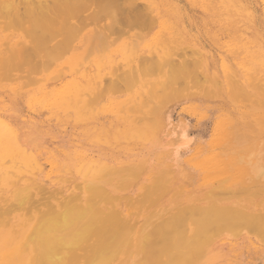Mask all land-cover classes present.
<instances>
[{"label": "rangeland", "instance_id": "obj_1", "mask_svg": "<svg viewBox=\"0 0 264 264\" xmlns=\"http://www.w3.org/2000/svg\"><path fill=\"white\" fill-rule=\"evenodd\" d=\"M15 1L16 0H13V2ZM18 1L19 0H17V2ZM20 1L18 3H20ZM22 1L24 3L27 0H22ZM34 1H39V0H34ZM34 1L31 3H34ZM93 1L95 2V5ZM100 1L101 0L99 1L98 0H85V2L83 1L85 7L83 8V10H81V13L76 12L77 15L75 13L72 14L71 16L72 18L69 19L70 21L66 20L67 24L70 22L71 24L74 23L77 25L76 26L74 24L72 25L69 24L70 28L68 27L71 32L74 30V32L72 33L69 32V34H72L70 40H71V45H73V47L69 52L67 53L65 52L66 54L63 55L64 57L62 56L63 57L62 59L57 60V61L54 60L55 61L54 63L52 62V59L50 60V58L52 57L49 56L48 54L52 53V48L56 45V42L57 44L61 43L64 41L62 40V38L63 39L67 38V37L66 38L62 37L63 36L62 32H61L62 35L59 34L60 32L58 33V31H57L58 34L55 33L56 35L59 36L58 38L55 34L54 36L52 35L53 36L52 38H50V35H49V39H47L46 37L47 33L44 32L46 33L45 34L46 40L44 41V43L46 44L47 40L49 42L47 41L46 45L43 44V47L45 49L47 48H50V49L49 50L47 49L48 54L46 55L44 54V52L46 53V50L43 48V50L45 51L43 53L40 52L41 54L40 53L39 54L42 56H39L37 49H35L36 46L32 48V46L35 45L33 43L34 40H32L33 38L31 37L30 34H28L27 30H26L27 35L25 32H23L24 31L23 28L27 29L30 26V23H27L28 19L24 15L25 14L24 12L22 13L23 15L21 13L19 14V15H22V17H24V18L21 17V21L23 24L25 23L24 19L25 20L27 19L26 23L23 26L21 25L18 27V28L22 27V30H19V29L17 30L16 28L17 26L15 27L13 26V28L11 27V28H8V30H4V31H2L3 29L0 30V50H1L0 51V175L5 176V170L7 171V169L12 170L14 172L17 170V172H22L21 178L24 177L23 175H30L32 176L31 178H35L36 181L40 183V186L46 187L47 189L46 188L44 189H46V191L48 190L49 192V191L57 190V188L64 189L66 187L69 188L70 186H74L75 184L82 182L83 175L81 174V172L83 173L89 172V171L98 172L101 167H102L101 170L104 167H106L105 164L110 166V168L116 167V168H119L120 170H123L125 168L127 169V167L129 169V167L132 168L135 166L134 169L130 168L131 169V170L129 169L130 171L128 170L123 173V175L126 174L125 177L124 176L118 177L119 175L110 176L111 179L113 178L112 184H107L104 186L105 188L108 189V192L110 193L109 196L110 197L118 196L119 199L121 198L120 208H123L124 210L129 209L130 212H133V214H135V212L137 211L136 210L137 208H139L138 210H141V209L145 210L148 208L147 210H145V213H144L146 216H148V213L151 212L153 209L158 211L160 210V208H169L171 206L175 208L174 210L173 209L170 210V213L171 212L174 213V214L172 213L173 215L172 214L168 215V212H167V214L166 215L164 214L165 216H162V218L161 217L160 218L158 217V219L156 218V221L162 224L164 223L163 220H165L166 218H169L168 216L174 217L176 215L175 218L183 219V220L174 219L176 220L174 221V223L176 222V225H173L174 224L172 222L173 219L172 220L169 219V221L171 220L170 221L171 224L173 223L172 226H174L175 228L174 230H177L175 231V233L174 231L170 230L173 228L172 226L170 227V223L168 222L169 223L168 224L167 219H166L165 220L166 224H163L161 228L164 227L163 230H165V225H166V229L167 228H170V229H167L164 232L168 233V230L170 232L167 235L165 233L164 235L165 237L163 236L164 232H162L163 234L160 233L161 232L160 230L162 229L159 230V227H156L157 229L153 228L152 230L154 232L160 231V232L155 233V236L159 234L160 237L161 236L163 237V238H159V240H155L156 238H158L159 235L155 237L153 235L154 233H152L153 231L152 230L149 231L150 236H153L155 238L152 237L148 241V242H152L151 247H149L150 243L148 245L149 251L151 250L152 253L150 252L149 254L145 255L146 257L144 261L146 262V264H156V262L158 264L160 258H161L160 264H164L165 262L164 263L162 262L165 260L167 264H170V263L171 264L172 263L186 264L187 263L186 261L191 260V259L192 261H189L190 263L192 262L191 264H199V263L200 264H239L241 263V261L254 262L255 259H258L264 253V241H263L264 237L262 236L264 232V227L262 229L263 232L261 231L262 235L259 233V236L261 237L260 238L257 234L258 232L255 233L256 231L255 227L254 229H250L252 228V226L249 227V225L247 224L246 227L247 226L248 227L246 230L245 228L242 227L243 225L245 227V224H243L244 222L242 223L243 225L242 224L239 225V223H241L242 220L243 221L245 220V219L240 220L241 217L239 216L240 217L238 219L239 222L235 223V225L238 224L239 226L241 225L242 226L239 227L240 229H238L237 225L235 226L233 224L234 225L233 228L235 227L237 228L236 232H235V229L233 230L231 228L228 229L229 228L228 227L227 229L230 230L229 232L231 231L233 232V233L231 232L230 233L231 235H230L229 232H227L228 230L224 232L226 228H224V231H219L216 228V226L213 225V222H215L214 220L215 218H213L212 216H214L216 212H212L213 210L212 211L207 210L209 214L206 213V216H204L205 214L202 213L200 217L202 218L201 220L203 221L205 220L203 219L204 217L209 216V219L208 220L206 219L207 221L210 220L208 222V225H206L207 221L206 223L203 222L204 223L203 225L205 226L201 225L204 228L203 229L201 226L198 227L199 225L195 223V222L199 223L201 220L199 218L194 220V218H197L196 214L200 216L201 212L199 213L197 211L200 208L197 207L195 212H193L192 209L190 213L188 212L189 210L187 211L182 210L183 212H181V209H176V208H178V206L181 208L185 207L186 204L180 205L181 203L184 202L183 198L179 199L177 196L175 199V196H173V193L174 195H176L175 194L176 191L171 192L170 194L172 195H170V194H167L166 189L164 191V188H162V185L159 186V188L155 186V184L158 183L160 179H162L160 178V175L156 176V174H158L156 171L157 167L160 166V168H166L165 173L169 172V171H166L168 170L167 168L168 160H166V158L168 159V157L166 153L169 148L175 147V144H171L173 142L172 138L169 136L171 129L170 128L168 129L166 124L163 122H162L163 124L162 123L160 124L161 119H159L158 113L156 114L154 111L157 112V110L161 108L160 106L165 108L164 103L171 102V100H175V102L172 101V103L168 105L170 108L169 110H167V111H172L173 120H174L173 123L176 124V123L183 122L185 124V121L189 122L191 128L189 129L188 133H192V136L195 138L194 143L192 147L190 148V150L193 149V156H192L191 161L192 163H196L197 165V169H198L200 179H201V180L199 179L200 184L201 183L212 184L214 182L216 184H219V183H222V181L220 180L224 181V179L230 177L228 178V180L227 179L225 180L226 182L223 183L225 186L228 187L230 185L238 184L240 185V188H243V190H239L241 192L237 191L238 193L236 192L234 194H232V192L229 190H225L224 193L218 194L220 197L217 195V197L220 199L215 201V203H211V204L198 203L197 205L204 207L205 210L206 208H209L210 205H212L213 208L215 207L214 209H218L221 207V209L225 210L226 213H227V210L229 209L228 210L229 213L231 212L234 214L236 212H239L240 214H243L241 215L243 217L245 216L244 214H249V211L246 209V207L254 208V209L258 208L259 211L263 212L264 214V210H263L264 209L263 208L264 206V180L260 182L259 184L257 183L258 186L256 184L258 188L253 187V185H250V187H246L245 182L250 175L248 172L249 167L246 166L245 168H242V170L237 169V166L234 163V157L231 155H226L229 152L226 146L227 144L225 145V143H228V140H234V138L232 139L229 138V137H232L230 134L232 130L230 128L232 126V119H237L239 121L245 120V122L248 121L254 125L253 129H251L250 131V133L253 135L252 136L253 139L249 140V143L250 142L251 143L250 144L248 143V145L243 146V147L236 145L235 149L237 151V154L240 152L239 155L240 154L245 155V156L249 155L248 152L250 153L251 151L255 150V148L256 149L260 148L261 145L259 146L258 143L262 144L261 141L264 140L263 138L264 137V132H263L264 131L263 130L264 129V82H263L264 81V0H239V1L238 0H115V1L112 0L113 3L112 1L110 2L109 0H102L101 2ZM106 1L109 3L106 4L107 3ZM118 1L120 2V4L118 3ZM7 2H9V0H7ZM10 2H12V0H10ZM47 2L49 4H53L51 0H47ZM15 3L13 7L15 5L16 6L12 9L14 10V12H15V8L17 9V11L19 10L18 12H21L24 5L22 6V4L20 3V7H21L20 8L19 4L17 3L15 4ZM98 3L100 6H98ZM102 3L104 5L106 4V6H103ZM110 3H111V7L112 5L115 6L114 10L111 8V10L114 11L112 12L114 14V17L112 16L113 14L111 15L109 14L111 18L110 17L108 18L106 16H109V15H106V14L110 13L109 11L111 10L106 11L105 9L110 8V6L107 7V5H110ZM146 4L149 7H147ZM102 6L103 8L104 7H107V8H104L102 10V15H101V12H100V15L97 13V15H99L100 18L97 17L95 18V20H97L98 22L91 19V18H94L93 16H95L93 15L94 14L93 11H95V9L97 10L98 8ZM18 7L20 9H18ZM116 7L118 10L115 9ZM120 7L122 11L120 10ZM148 8L150 9L148 10ZM24 9H26V7ZM126 9H128L129 12ZM136 9L139 11H136ZM143 9L146 11H144ZM115 10L117 12H115ZM103 11H106V14L105 12L103 13ZM123 11L127 13V16L129 18L126 16V14ZM18 12H15V13H18ZM122 14H125V15H122ZM81 15H84V16H81ZM143 15H146V16H143ZM79 16H81V18ZM123 16H125L126 19L123 18ZM138 16H140V19ZM86 17L88 18L90 17V18L88 19ZM75 18L79 20L77 21L75 20ZM80 19H81V23H80ZM138 19L139 21H137ZM122 20H124L125 22L127 21V23L125 24V22L124 21L122 22ZM153 20L155 21L157 20V21L153 22ZM83 21L85 24H83ZM88 22L90 23L94 22L95 25L94 23L92 24L89 23L90 25H88L87 24ZM57 24L58 25L56 26L57 27L56 30L61 29L62 23L60 21L59 22L57 21ZM149 24L150 25L152 24L151 27ZM99 26L100 27L102 26L105 29H103L102 27L100 28ZM74 27L77 28L76 31ZM139 27L142 29L140 30ZM61 31H63V29ZM123 32L124 34H122ZM42 34L41 35L39 34V35L41 37H44ZM138 35H140V37ZM165 37L168 40H170V43L168 44L169 47H167V45L164 46L166 48L158 44L160 43V41H163L164 39L167 41ZM20 38L22 40L24 39V41H22ZM114 38H116V40ZM29 39H31L32 44L29 42L30 41ZM60 40L62 41L60 42ZM6 42H8L7 43L8 45L7 44L4 45V43ZM21 42L24 43L23 45H25L26 48H28L31 45L29 47L30 50H27L25 48L26 50H24V54H23L24 56L22 55L24 46L21 44ZM100 42L102 44L101 46L99 44ZM95 44L98 46V49L95 46ZM104 46L105 48H107L105 51H104L105 48H103ZM6 47L8 48V50L5 49ZM57 48L59 47L54 48L53 52L55 51V49L57 50ZM63 48L61 50H63ZM169 48L170 50H168ZM15 49L17 51H14ZM34 49L36 52L34 51ZM92 49H96V51ZM187 50L190 53H188ZM8 51L11 52L10 55L16 56L17 59H14L15 58L14 57L13 59L15 61H12V62H18L17 63L18 66L17 64L14 65L13 63L8 64L10 61L9 60L10 57L12 60V56L9 55ZM164 51L168 54H166ZM12 52H15L17 54L13 53L15 54L13 55ZM32 53H35L34 56ZM152 53H154V55H152ZM25 54L28 55V58ZM43 54H44V57H43ZM8 55H9V58H8ZM30 55L33 57L37 55L38 56L35 58H32ZM197 56L201 58H198ZM6 57L8 61L4 60L6 59ZM130 58L131 59L134 58V59L131 60ZM47 59L51 62H48L45 65V62L48 61ZM157 59H158L159 64L155 62L157 61ZM159 59L160 61L162 60L161 63ZM176 60L178 61V64L181 62L186 64V67L185 66L184 67L187 70L184 69V72L182 73V75L178 73L179 74L178 76H173L172 74L175 73L174 72L175 64H177ZM4 62H7V64ZM8 65H12V66L9 67ZM162 65L164 66L166 65V67L164 68ZM13 66H14V69L12 68ZM66 67L68 70L66 69ZM11 68L13 71L10 70ZM194 68L197 70L194 71ZM59 69H62L60 73L58 71ZM76 69L77 70L79 69V72H77ZM189 70H191V73L189 72ZM114 71H116L117 73ZM167 71L168 73H166ZM196 71L199 73H197ZM161 72H163L164 74ZM185 72H187V74H185ZM131 73L133 75L130 76V78L133 80L128 81V79L130 78L128 76V78L126 79V76L128 74L131 75ZM155 73L159 75H156ZM55 74H57V76H54ZM61 74L64 77H61ZM115 75H117V77ZM185 75H187V77H185ZM134 77H137V78L135 79ZM204 77L207 78V80L209 77H210L209 80L211 79L213 80L212 82L207 81ZM215 77H219V79H221V83L223 86L222 95H220V97H215L214 95L218 88L215 84H213ZM229 78L230 79L235 78V80L237 81L240 80L241 82L245 83V85H247V88L245 89L243 88L242 90H240L239 87H236L237 85L236 83L228 82ZM40 79L42 80L39 81ZM50 79H55V80H50ZM105 79L107 80L112 79L111 81L112 83L110 82V80L105 82L106 81ZM169 80L171 81V83ZM185 80L188 82H186ZM161 81H164L162 82V84L164 83V85L160 84ZM178 81L181 83H179ZM132 82H133L132 84L133 86L131 85ZM152 82L155 83V86ZM195 83L197 86H194ZM257 83L259 85L258 88H257ZM112 84L116 85L117 87L119 86V87L117 88L116 86ZM122 84H124V86H126L127 88L128 87L129 88L133 87V88L131 89L128 88L129 90H126V88H124ZM151 84H152V87L154 86L153 89L150 86ZM180 84H182V86ZM201 84H202V87L199 88ZM77 85L78 87L82 86V88L79 89ZM127 85H130V86H127ZM113 86L116 89H113ZM185 86L187 87V89ZM206 86H207V89H206ZM253 86H254V89L252 90ZM103 87H104V90H102ZM177 87L179 88L183 87V88L179 89ZM167 88L168 90H166ZM259 88H261L260 89L261 91H259ZM98 90L101 93L97 92ZM122 90H125V92ZM155 90H158L157 91L158 93ZM175 90H176V93H175ZM179 90L183 91L182 95H181V91ZM204 90H211V92L209 91L210 93H208L207 91H204ZM167 91L168 92L170 91V93H167ZM212 91L214 94L212 93ZM241 91L244 94H241L240 93ZM246 91H248L249 94ZM203 92H206L208 94H206L205 96V93L203 94ZM93 93H95V96L99 95L100 99L96 100L97 96L93 97L94 96ZM140 93H142L143 95H141ZM165 93H167V97L166 95L164 96ZM194 93H196L197 95L196 94L194 95ZM246 93L248 95H245ZM251 93H254V95ZM86 94L89 96H87ZM184 95L186 97H184ZM235 95H239V96H235ZM145 97L147 99H145ZM148 97H153V99H150L151 102L148 101L149 100ZM175 97L177 98L175 99ZM247 98H250V99H247ZM253 98L255 99L260 98L263 101V104H262V101L258 102L259 100L258 101L256 100L257 104L253 103L254 102ZM94 99L96 100L95 101L96 104L92 103L93 104L92 105L90 102H94ZM162 99L163 100L167 99L165 100L167 102L162 101ZM243 99L246 102L242 101ZM87 104L88 105L91 104L92 106L90 105L88 106ZM153 113H155L156 115H154ZM243 113L245 114V116H243ZM258 113L260 115H258ZM150 115L153 116L152 117L153 119L150 118ZM153 120L155 123H157L156 125L154 123L152 125ZM174 126H172L171 128H174ZM254 128H257V130L255 129L256 132L254 131ZM15 135L18 138V140L21 142V144H22L23 139H26V144L28 145V146H25L26 150L28 151L24 153V155L27 158L26 160L22 158L16 161L17 158L14 155L18 154L17 152L19 151V149L16 146L17 141L14 139ZM156 144L159 148L156 147ZM21 146L25 148L23 145ZM155 147L157 149L163 150V153L162 154L161 153L158 154V152L156 153L157 149ZM252 147L254 148L253 150H252ZM262 147L264 148V144ZM191 152L192 150L190 151V153ZM164 155L166 156V158L164 157ZM13 159H16L14 161L18 163L14 162ZM163 159H164V162L162 161ZM155 161L156 162L158 161V162L156 163ZM35 162L37 163L35 164ZM15 164H17V166H15ZM137 165H140L139 166L140 168L141 166L143 167L145 166V167L143 169H140ZM21 167L23 168V170H21ZM89 167H91V169L88 170ZM106 168H104L105 172L108 171V169ZM24 170H26L27 173ZM112 171H116V170L113 169ZM133 171L140 173L139 175L137 174L138 177L134 178V177L129 176L133 173ZM78 172L80 173L79 175H78ZM121 175H122V172H121ZM101 176L104 177L105 173ZM99 177H100V173H99L98 178ZM124 178L127 180L123 181L122 179ZM154 178L159 179V180L155 181ZM24 180L26 181L25 177L22 179V181L24 182ZM119 181L120 183L122 181L123 184L122 183L120 184ZM95 182L98 184L100 183L99 180H95ZM160 182L161 181H159V183ZM164 182H163V186L165 187V185L167 184H164ZM146 183L150 186L149 188L147 187V189L149 190L153 187L152 186L153 184L155 187H157V188L151 189L153 193L150 190L151 192L150 191L149 192L151 194L149 195L147 194L149 196L148 198H153L152 201L148 200L150 201L151 205L150 203L146 202L148 198L145 199V197L147 196H143L144 198L142 197L143 195L142 193L145 192L144 194H146L147 189L140 190L138 187V184L139 186H143V187L144 185L147 186ZM114 184L115 185L119 184L118 188H122V187L123 188L122 189L114 188L113 187ZM110 185H112V187H110ZM169 185H171V183H169ZM244 187H246L247 191L244 190ZM257 189L259 191H257ZM3 193H4L3 187L2 189L0 187V197L3 195ZM227 194L229 195L227 196ZM138 195H141V196L138 197ZM224 195H226L225 200H223ZM125 196L127 199L125 198ZM127 196L128 197L132 196L131 197L132 199H130L132 200L130 204H127V202L130 201ZM239 196L241 199H239ZM233 197H236V198H233ZM135 198H137L136 200L137 202L135 201ZM141 198H143L145 202L143 201L138 202V200ZM155 198L156 199L158 198V200H156ZM172 198H174L176 201L172 200ZM1 200L2 199L0 198V201ZM153 200H155L154 204H152L154 202ZM250 200H252L253 202ZM259 200H262V203ZM134 201L136 203H134ZM220 201L222 203H219ZM237 201H238V204L242 202L243 205L241 203L240 204L241 206L238 207ZM49 203L50 201L47 202L48 205H50ZM132 203H134V207ZM216 203H219V204H216ZM47 204H43V206H46ZM232 204H234V207ZM59 205L57 207L58 211L63 210L64 208L62 206L65 205L64 202L59 203ZM188 206H190V208L192 207V205H189V204L186 207ZM236 206H237V209H235L236 211L235 212L234 208H236ZM59 207H61V210L59 209ZM195 207H192V208H195ZM243 207H245L246 211H243L245 210ZM40 208L41 210L43 209L45 210V208H43L42 206H40L39 209ZM210 209L212 208L210 207L209 210ZM239 209L241 210L239 211ZM176 210L178 211L176 212ZM202 210L203 208H201L200 211ZM179 211L182 214L179 213ZM214 211H217V210H214ZM220 211H217V212L219 213ZM194 214H195V217H193ZM240 214H237V215H240ZM189 215H192V217ZM215 216L220 217V215H217V213ZM230 216L231 215L229 214V218ZM145 217L140 219V222L137 225V232L135 234V237H138L136 238L138 245L140 244V241H141V238L139 237L141 236L142 226H144L143 223L147 220L149 216L147 218ZM150 217H152V215ZM211 217H212V221H211ZM217 218L216 220H218ZM190 219H192L193 222H191L192 220L190 221ZM248 219L250 218L248 217L247 220ZM218 221L215 223H218ZM225 221L226 220H224V222ZM249 221L250 220L246 222L250 223L253 221V219H251L250 222ZM185 223L187 224L185 225ZM232 223H234V221ZM225 224H228V223L226 222ZM167 225L169 227H167ZM254 225H255V222H254ZM181 226H183L185 229L188 228V230H186L187 234L184 233L185 231H183V233L181 232L184 229L183 227L182 229ZM211 226L212 227L214 226L215 228L214 227L212 228ZM194 227L196 228V231L194 230ZM207 227H209L208 229L210 231L207 229H206L207 231L205 230V228ZM211 228H212V231H211ZM213 229L215 230V235H216L215 237H217V235L219 236L218 238H216V240L213 239L214 235L209 236L214 233ZM220 229L222 230L223 227ZM199 230L200 232L197 233ZM252 230H255V231H252ZM216 231L218 234L216 233ZM246 231H249V232H246ZM177 232L182 233L184 236L180 235L181 237H179ZM250 232L252 233L250 234ZM173 233L177 235L175 236ZM193 233L195 235L196 233L198 235L200 234L199 237L202 240L197 235L198 241L200 243L203 241L202 245L203 246L206 245L204 247L206 251H208L207 249L218 250V252H220V256H217V255H214L215 257L210 256L208 252L204 250L203 251L205 252V255H203L204 253L200 254L203 251L199 249H194L198 245H197V242L193 243L192 241H195L197 239L194 237L189 238V236ZM207 233H208V236H207ZM219 233L221 236L219 235ZM202 234H204V236ZM185 235H187L186 237H188L189 239L185 238ZM166 237L167 239L171 238V240L175 239V241L173 240V242L171 243V241L169 242L167 239H164ZM208 237H211V238H208ZM183 239L186 240V242ZM209 239L213 240V242H210L211 243L210 246H208V242H207V240ZM155 241L157 242L154 243ZM160 241L163 243H161ZM176 242L178 245L180 244L179 249L178 247H176L177 246L175 244ZM179 242L181 243L185 242V244L183 243L184 245H186V243H189V246L191 244L190 242H192L191 245H193V247L192 246L191 247L195 251L196 258L194 257V251L190 247L187 246L188 248L191 249L189 250V252L191 251L190 253H192L193 256L192 254L188 255V253L186 252L188 249H185L186 251H184V249H181L182 245ZM153 244L155 246L160 244L161 249L163 248L166 254L164 251H162L163 249L162 250L159 249L160 246H157V249H156V247ZM173 245L179 251L186 252L190 258L192 256V258L189 259V257L188 258L186 257L187 259L186 258L184 259L183 254H181L180 256V253L179 254H176L177 252L172 253L173 250L171 249H175ZM194 245H196V247ZM202 245L199 244L200 249L203 247ZM168 246H171V247L168 248ZM166 248L168 249L165 250ZM160 251H162V253ZM158 252L161 254H159ZM169 252H170V255H169ZM171 253L174 254V256H171ZM152 255L156 258H154ZM163 255H165L166 257L170 256L169 258L171 259L172 257L173 259L170 260L168 258L169 260L168 261L166 257ZM125 257H127V255L125 256L123 254L122 255L120 254L119 259L123 260V258L125 259ZM176 257L178 258V261ZM193 257L195 259H193ZM133 258L134 256H132L131 258L134 264H135V261L136 263L141 264V262L138 261L140 257L139 258L137 257L138 259H135V258L133 259ZM142 260L143 259H140V261Z\"/></svg>", "mask_w": 264, "mask_h": 264}, {"label": "bare ground", "instance_id": "obj_2", "mask_svg": "<svg viewBox=\"0 0 264 264\" xmlns=\"http://www.w3.org/2000/svg\"><path fill=\"white\" fill-rule=\"evenodd\" d=\"M20 1V0H19ZM18 1V2H19ZM22 1V0H21ZM20 1V3L22 4V6H23V9H22V11L21 12H18L17 11V9L15 8V12H18V13H15L14 12V10L12 9V8H14L13 7V5H14V3L16 2L17 4H19V7H20V3H18L17 2V0L15 1V2H13V0H12V2H10V0H9V2H7V0L6 1H4V0H0V2H1V4H0V30H2V31H4V30H8V28H13V26L15 27V26H17L16 28H17V30L19 29V30H22V27H20V28H18L19 26H23L25 23H26V21H27V19H28V21H27V23H30V26L26 29V28H23V32H25L26 33V35H27V32H28V34H30L31 35V37L33 38H31L32 40H34V46H32V48L33 47H35L36 46V48L35 49H37V52H38V55L39 56H42V55H40L41 53L40 52H44L45 50H46V53L44 52V54H48V51H47V49L49 50L50 48H47V49H45L44 47H43V44H45L44 43V41L46 40V37H47V39H49V35H50V38H52L53 36H54V34L56 33V34H58L59 32V34H61V32H62V34H63V36L62 37H64V38H66V39H63L62 38V40H64L63 42H61L62 40H60V42L61 43H58L57 44V42H56V45L52 48V53H50V51H49V53L50 54H52V55H50V54H48L49 56H51L52 58H50V60L52 59V62L54 63L55 61H57V60H60V59H62L64 56L63 55H65L67 52H69L71 49H72V47H73V45H71V35L72 34H69V32L70 33H72V32H74V30L71 32L70 31V25L69 24H71L69 21V19L70 18H72L71 16H72V14H76L77 15V13L76 12H78V13H81V10H83V8L85 7L84 6V2H85V0H51L52 2H53V4H49L48 2H47V0H39V1H34V3H36V4H34V3H31V2H33L32 0H27V1H25L24 3H23V1L21 2ZM84 1V2H83ZM99 1V0H98ZM102 1V0H101ZM100 1V2H101ZM110 2L112 1V0H109ZM115 1V0H114ZM239 1V0H238ZM29 2H30V4H29ZM99 2V3H100ZM104 2V1H103ZM107 2V1H106ZM105 2V3H106ZM135 2V1H134ZM15 3V4H16ZM93 3H94V5H95V2L93 1ZM99 3H98V6H100L99 5ZM109 2H107L106 4H108ZM112 3H113V1H112ZM118 3L120 4V2L118 1ZM127 3V2H126ZM144 3V2H143ZM27 4V5H26ZM89 4V3H88ZM103 4V3H102ZM106 4L104 5L103 4V6H106ZM116 4V3H115ZM34 5V6H33ZM90 5H92V4H90ZM124 5V4H123ZM144 5V4H143ZM103 6L102 7H100V8H98L97 10L95 9V11H96V13H95V11H93V9H92V11L94 12V14L93 15H95V16H93V15H91V16H93L94 18H91V19H93L94 21H97V20H95V18H97V17H99V15H100V12H101V15H102V10L104 9V8H107V7H109L110 6V8H107V9H105L106 11L108 10H111V8L114 10V7L115 6H113L112 5V7H111V3H110V5H107V7H104L103 8ZM120 6V5H119ZM118 6V7H119ZM133 6V5H132ZM145 6V5H144ZM146 6H147V4H146ZM239 6H241V5H239ZM18 7V9H20ZM26 7V9H24ZM96 7H97V5H96ZM122 7V6H121ZM121 7H120V10L122 11V9H121ZM131 7V6H130ZM147 7H149V6H147ZM90 8H91V6H90ZM133 8H135V7H133ZM100 9V10H99ZM115 9H117V7L115 8ZM150 8H148V10H149ZM24 10V11H23ZM78 10H80V11H78ZM90 10V9H89ZM118 10V9H117ZM126 10H128V9H126ZM144 10V9H143ZM142 10V11H143ZM88 11V10H87ZM106 11H103V13L105 12V14H106ZM134 11H135V9H134ZM136 11H139V10H137L136 9ZM144 11H146V10H144ZM150 11H152V10H150ZM25 13L24 15L26 16V20L24 19V24L22 23V21H21V17H22V13ZM110 13H108V14H106V15H111V14H113L112 12H114V11H109ZM115 12H117L116 10H115ZM124 12V11H123ZM122 12V13H123ZM128 12H129V10H128ZM233 12V11H232ZM22 14V15H19V14ZM85 13V12H84ZM83 13V14H84ZM87 13V12H86ZM97 13L99 14V15H97ZM125 13V12H124ZM137 13V12H136ZM142 13V12H141ZM147 13V12H146ZM150 13V12H149ZM160 13V12H159ZM117 14V13H116ZM126 14V16H127V13H125ZM125 14H122V15H125ZM140 14V13H139ZM148 14V13H147ZM235 14V13H234ZM90 15V14H89ZM88 15V16H89ZM97 15V16H96ZM104 15V14H103ZM105 15V16H106ZM110 15L109 16H106V17H110ZM129 15V14H128ZM149 15V14H148ZM20 16V17H19ZM81 16H84V15H81ZM81 16H79L80 18H81ZM90 16V17H91ZM113 17H114V14L112 15ZM117 16V15H116ZM137 16V15H136ZM143 16H146V15H143ZM159 16V15H158ZM89 17V18H90ZM112 17V18H113ZM118 17V16H117ZM128 17V16H127ZM139 17V19H140V16H138ZM151 17V16H150ZM153 17V16H152ZM22 18H24V17H22ZM86 18H88V17H86ZM88 18V19H89ZM100 18V17H99ZM98 18V19H99ZM105 18V17H104ZM111 18V17H110ZM116 18V17H115ZM119 18V17H118ZM123 18H125L126 19V17L125 16H123ZM129 18V17H128ZM142 18V17H141ZM145 18V17H144ZM147 18H149V17H147ZM57 19H59V20H57ZM83 19V18H82ZM121 19V18H120ZM133 19V18H132ZM139 19L137 20V21H139ZM66 20H69L68 22V24L66 23ZM75 20H79V19H76L75 18ZM87 20V19H86ZM102 20V19H101ZM104 20V19H103ZM116 20V19H115ZM144 20V19H143ZM57 21L59 22H61L62 24H61V29H59V30H56V26L59 24H57ZM84 21H85V19H84ZM84 21H83V24H85L84 23ZM124 20H122V22H123ZM155 20H153V22H154ZM157 21V20H156ZM155 21V22H156ZM87 22V21H86ZM98 22V21H97ZM101 22V21H100ZM111 22H113V21H111ZM110 22V23H111ZM118 22V21H117ZM125 22V21H124ZM147 22V21H146ZM150 22H152V21H150ZM80 23H81V19H80ZM79 23V24H80ZM90 22H88L87 24L88 25H90V24H92V23H94V22H92V23H90ZM127 23V21L125 22V24ZM130 23V22H129ZM135 23V22H134ZM72 24H74V23H72ZM71 24V25H72ZM98 24V23H97ZM132 24V23H131ZM137 24V23H136ZM155 24V23H154ZM62 25H63V27H62ZM74 25H76V24H74ZM94 25H95V23H94ZM115 25V24H114ZM119 25V24H118ZM127 25H129V24H127ZM140 25V24H139ZM150 25V24H149ZM152 25V24H151ZM151 25H150V27H151ZM77 26V25H76ZM75 26V27H76ZM110 26V25H109ZM137 26V25H136ZM69 27V28H68ZM74 27V28H75ZM98 27V26H97ZM100 27V26H99ZM102 27V26H101ZM100 27V28H101ZM104 27H105V25H104ZM104 27H102L103 29H105ZM116 27V26H115ZM141 27V26H140ZM139 27V28H140ZM143 27H144V25H143ZM146 27V26H145ZM80 28V27H79ZM82 28V27H81ZM133 28V27H132ZM152 28H153V26H152ZM151 28V29H152ZM63 29V31H61ZM76 29L77 28H75V31H76ZM134 29H136V28H134ZM133 29V30H134ZM142 28H140V30H141ZM144 29V28H143ZM150 29V30H151ZM26 30H27V32H26ZM72 30V29H71ZM82 30V29H81ZM114 30H115V28H114ZM124 30V29H123ZM132 30V31H133ZM149 30V29H148ZM57 31H58V33H57ZM103 31H105V30H103ZM44 32H46L47 33V36L45 35L46 33H44ZM78 32V31H77ZM102 32V31H101ZM111 32V31H110ZM116 32V31H115ZM119 32V31H118ZM125 32V31H124ZM124 32L122 33V34H124ZM43 33V34H42ZM100 33V32H99ZM126 33V32H125ZM138 33V32H137ZM143 33V32H142ZM146 33V32H145ZM148 33H149V31H148ZM42 34L44 37H41L40 35ZM55 34V35H56ZM61 34V35H62ZM67 34V35H66ZM76 34V33H75ZM102 34V33H101ZM118 34V33H117ZM120 34V33H119ZM140 34V33H139ZM53 35V36H52ZM60 35V36H61ZM94 35V34H93ZM106 35H108V34H106ZM109 35H111V34H109ZM121 35V34H120ZM120 35H118V36H120ZM46 36V37H45ZM57 36V38L59 37L58 35H56ZM97 36V35H96ZM139 37H140V35H138ZM28 37H30V36H28ZM28 37H26V38H28ZM79 37V36H78ZM99 37V36H98ZM103 37H104V35H103ZM116 37V36H115ZM134 37V36H133ZM142 37V36H141ZM163 37V36H162ZM102 38V37H101ZM118 38V37H117ZM120 38V37H119ZM143 38V37H142ZM156 38V37H155ZM166 38V37H165ZM170 38H172V37H170ZM21 39V38H20ZM31 39H29L30 41V43L32 42L31 41ZM115 40H116V38H114ZM167 39V38H166ZM175 39V38H174ZM22 40V39H21ZM114 40V41H115ZM163 40V39H162ZM22 41H24V39L22 40ZM48 41V40H47ZM47 41H46V44H47ZM57 41V40H56ZM75 41V40H74ZM73 41V42H74ZM95 41H96V39H95ZM94 41V42H95ZM113 41V42H114ZM187 41V40H186ZM49 42V41H48ZM108 42V41H107ZM112 42V43H113ZM116 42V41H115ZM114 42V43H115ZM174 42H175V40H174ZM174 42H173V44H174ZM177 42V41H176ZM8 42H6V43H4V45H6ZM20 43V42H19ZM113 43V44H114ZM136 43V42H135ZM170 43V40H168L167 39V41L164 39L163 41H160V43H158V44H160L162 47H164V46H166L167 45V47H169L168 46V44ZM182 43V42H181ZM21 44L23 45L24 43H22L21 42ZM32 44V43H31ZM45 44V45H46ZM73 44V43H72ZM100 44V46L102 45L101 44V42L99 43ZM107 44V43H106ZM172 44V43H171ZM171 44H170V46H171ZM8 45V44H7ZM18 45H20V44H18ZM24 46V49H23V51H22V55L24 54V50H30V46L28 47V48H26V46L25 45H23ZM49 46V45H48ZM60 46H62V47H60ZM65 46V47H64ZM95 46L97 47V49H98V46L95 44ZM106 46V45H105ZM105 46L103 47V48H105ZM109 46V45H108ZM202 46V45H201ZM8 47V46H7ZM5 48V49H7L8 50V48ZM47 47V46H46ZM56 47H59V48H57V50L55 49V53L53 52V49L54 48H56ZM64 47V48H63ZM107 47V46H106ZM26 48V49H25ZM43 48L45 49V50H43ZM63 48V50H61ZM93 48V47H92ZM164 48H166V47H164ZM163 48V49H164ZM35 49H34V51H35ZM107 48H105L104 49V51L106 50ZM135 49V48H134ZM176 49V48H175ZM187 49V48H186ZM61 50V51H60ZM92 50H95L96 51V49H92ZM103 50V49H102ZM159 50V49H158ZM166 50V49H165ZM168 50H170V48L168 49ZM1 51V50H0ZM10 51V50H9ZM8 51V52H9ZM14 51H17L16 49L14 50ZM174 51V50H173ZM177 51H179V50H177ZM176 51V52H177ZM188 51V50H187ZM186 51V52H187ZM28 52V51H27ZM32 52H33V50H32ZM36 52V51H35ZM66 52V53H65ZM165 52V51H164ZM172 52V51H171ZM193 52V51H192ZM10 53L11 52H9V55H10ZM13 53H15V52H12V54ZM26 53V52H25ZM40 53V54H39ZM76 53V52H75ZM103 53V52H102ZM166 53V52H165ZM188 53H190L189 51H188ZM201 53V52H200ZM15 54H17V53H15ZM15 54H13V55H15ZM29 54V53H28ZM33 54V56H34V54L35 53H32ZM31 54V55H32ZM44 54H43V57H44ZM90 54V53H89ZM133 54V53H132ZM166 54H168V53H166ZM196 54V53H195ZM9 55H8V58H9ZM26 56H27V58H28V55L27 54H25ZM30 55V56H31ZM37 55V56H38ZM152 55H154V53H152ZM186 55H188V54H186ZM10 56H12V55H10ZM24 56V55H23ZM23 56H22V58H23ZM25 56V57H26ZM33 56H31L32 58H35V57H37V56H35V57H33ZM63 56V57H62ZM124 56V55H123ZM145 56V55H144ZM169 56V55H168ZM173 56V55H172ZM179 56H180V54H179ZM178 56V57H179ZM191 56V55H190ZM193 56H194V54H193ZM192 56V57H193ZM202 56V55H201ZM15 57V58H14ZM48 57V56H47ZM85 57V56H84ZM163 57V56H162ZM198 58H201V57H199V56H197ZM17 59L16 58V56H12V60H11V57L9 58V63L8 64H17L18 62H12V61H15L14 59ZM26 58V59H27ZM49 58V57H48ZM181 58V57H180ZM25 59V58H24ZM85 59V58H84ZM88 59H89V57H88ZM131 59V58H130ZM134 59V58H133ZM133 59H131V60H133ZM187 59V58H186ZM188 59H189V57H188ZM4 60H6V61H8L7 60V57H6V59H4ZM48 60V59H47ZM55 60V61H54ZM185 60V59H184ZM193 60V59H192ZM24 61V60H23ZM38 61V60H37ZM40 61H41V59H40ZM46 61V60H45ZM159 61H160V59H159ZM162 61V60H161ZM161 61H160V63H161ZM177 61V60H176ZM186 61V60H185ZM189 61V60H188ZM39 62V61H38ZM48 62H51V61H46L45 62V65L48 63ZM130 62H132V61H130ZM155 62H157L158 64H159V62H158V59H157V61H155ZM4 63H6L7 64V62H4ZM31 63V62H30ZM43 63V62H42ZM70 63H71V61H70ZM129 63V62H128ZM127 63V64H128ZM153 63V62H152ZM156 63V64H157ZM169 63V62H168ZM170 63H171V61H170ZM182 63V64H181ZM181 63H179L178 64V61H177V64H175V73H173V71H172V75L173 76H178L179 74L180 75H182V73L184 72V69H186L185 67H186V64H184L183 62H181ZM200 63V62H199ZM33 64V63H32ZM121 64V63H120ZM142 64V63H141ZM157 64V65H158ZM164 64V63H163ZM188 64H190V63H188ZM194 64V63H193ZM38 65H39V63H38ZM81 65H82V63H81ZM119 65V64H118ZM143 65V64H142ZM154 65H155V63H154ZM153 65V66H154ZM196 65V64H195ZM197 65H199V64H197ZM9 67L10 66H12V65H8ZM17 66H18V64H17ZM25 66V65H24ZM23 66V67H24ZM61 66V65H60ZM160 66V65H159ZM164 68L166 67V65L164 66V65H162ZM168 66V65H167ZM172 66V65H171ZM185 66V67H184ZM191 66V65H190ZM7 67V66H6ZM8 67V68H9ZM38 67V66H37ZM42 67V66H41ZM68 67V66H67ZM67 67H66V69H67ZM134 67V66H133ZM173 67V66H172ZM212 67V66H211ZM13 69H14V66L12 67ZM12 68L10 69V70H12ZM17 68V67H16ZM65 68V67H64ZM86 68H88V67H86ZM119 68V67H118ZM192 68V67H191ZM148 69V68H147ZM155 69V68H154ZM156 69H158V68H156ZM36 70V69H35ZM40 70V69H39ZM47 70V69H46ZM68 70V69H67ZM115 70H116V68H115ZM118 70H120V69H118ZM158 70H160V69H158ZM163 70V69H162ZM161 70V71H162ZM178 70V71H177ZM187 70V69H186ZM195 70H197V69H195L194 68V71ZM13 71V70H12ZM16 71V70H15ZM59 71V73H60V71H62V69H59L58 70ZM76 71L77 72H79V69L77 70L76 69ZM86 71V70H85ZM132 71V70H131ZM155 71V70H154ZM260 71V70H259ZM4 72H5V70H4ZM24 72H26V71H24ZM29 72H30V70H29ZM113 72V71H112ZM114 72H116V71H114ZM122 72H124V71H122ZM150 72V71H149ZM158 72V71H157ZM164 72V71H163ZM163 72H161V73H163ZM189 72L191 73V70H189ZM197 72V71H196ZM9 73V72H8ZM21 73H23V72H21ZM117 73V72H116ZM166 73H168V71L166 72ZM179 73V74H178ZM197 73H199V72H197ZM34 74H36V73H34ZM62 74H63V72H62ZM61 74V77H64L63 75ZM112 74V73H111ZM115 74V73H114ZM121 74V73H120ZM119 74V75H120ZM151 74V73H150ZM156 75H159V74H157V73H155ZM164 74V73H163ZM170 74V73H169ZM168 74V75H169ZM185 74H187V72H185ZM66 75V74H65ZM113 75V74H112ZM133 74L131 73V75L130 74H128L127 76H126V79L128 78V76H129V78H130V76H132ZM154 75V74H153ZM197 75H199V74H197ZM206 75V74H205ZM7 76H9V75H7ZM54 76H57V74H55ZM59 76H60V74H59ZM67 76V75H66ZM114 76V75H113ZM116 77H117V75H115ZM135 76V75H134ZM162 76V75H161ZM165 76V75H164ZM203 76V75H202ZM208 76V75H207ZM68 77V76H67ZM171 77V76H170ZM185 77H187V75H185ZM206 77V76H205ZM204 77V78H205ZM234 77V76H233ZM60 78V77H59ZM135 79L137 78V77H134ZM167 78H168V76H167ZM181 78V77H180ZM228 78V77H227ZM16 79V78H15ZM15 79H13V80H15ZM18 79V78H17ZM69 79V78H68ZM80 79V78H79ZM122 79V78H121ZM189 79V78H188ZM194 79V78H193ZM197 79V78H196ZM198 79H200V78H198ZM206 80H207V78H205ZM210 79V77L208 78V80L207 81H211L212 82V80L213 79H211V80H209ZM260 79V78H259ZM42 79H40L39 81H41ZM50 80H55V79H50ZM57 80V79H56ZM106 80V81H105ZM104 81L105 82H107V81H109L110 80V82L112 81V79H105ZM129 80H133V79H128V81ZM165 80H166V78H165ZM164 80V81H165ZM180 80V79H179ZM7 81V80H6ZM11 81V80H10ZM114 81V80H113ZM116 81V80H115ZM164 81H161V83L160 84H162V82H164ZM168 81V80H167ZM170 81V80H169ZM182 81V80H181ZM186 81V80H185ZM196 81V80H195ZM206 81V82H207ZM32 82V81H31ZM70 82V81H69ZM73 82V81H72ZM104 82V83H105ZM118 82V81H117ZM122 82V81H121ZM136 82V81H135ZM179 82V81H178ZM186 82H188V81H186ZM190 82V81H189ZM192 82V81H191ZM204 82V81H203ZM228 82H230V83H236L237 85H236V87H239V89L240 90H242L243 88L245 89V88H247V85H245V83H243V82H241L240 80L239 81H237V80H235V78H233V79H230L229 78V81ZM249 82V81H248ZM256 82V81H255ZM260 82V81H259ZM258 82V83H259ZM264 82V81H263ZM262 82V83H263ZM37 83H38V81H37ZM109 83V82H108ZM107 83V84H108ZM112 83V82H111ZM120 83V82H119ZM151 83V82H150ZM153 83V82H152ZM170 83H171V81H170ZM179 83H181V82H179ZM183 83V82H182ZM258 83H257V88H258ZM26 84H27V82H26ZM99 84V83H98ZM97 84V85H98ZM107 84H106V86H107ZM115 84V83H114ZM114 84H112V85H114ZM129 84V83H128ZM133 84V82L131 83V85ZM136 84V83H135ZM134 84V85H135ZM154 84V86H155V83H153ZM157 84V83H156ZM212 84V83H211ZM213 84H215L218 88H217V91L215 92V94L213 93V91H212V93L215 95V97H220V95H222V83H221V79H219V77H215L214 78V81H213ZM252 84V83H251ZM118 85H120V84H118ZM123 86H124V84H122ZM126 85V84H125ZM162 85H164V83L162 84ZM181 86H182V84H180ZM180 85H178V86H180ZM194 85V84H193ZM215 85H213V86H215ZM250 85V84H249ZM69 86H70V84H69ZM99 86V85H98ZM114 86H116V85H114ZM114 86H113V89H116V88H114ZM127 86H130V85H127ZM133 86V85H132ZM145 86V85H144ZM151 87H152V84L150 85ZM153 86V87H154ZM159 86H161V85H159ZM165 86H166V84H165ZM170 86V85H169ZM194 86H197L196 85V83H195V85ZM232 86H233V84H232ZM235 86V85H234ZM77 87H78V85H77ZM104 87H105V85H104ZM104 87H103V89L102 90H104ZM110 87V86H109ZM117 87V86H116ZM119 87V86H118ZM117 87V88H118ZM121 87V86H120ZM153 87H152V89H153ZM171 87V86H170ZM169 87V88H170ZM184 87V86H183ZM183 87H180V88H183ZM186 87V86H185ZM202 87V84H201V86L199 87V88H201ZM230 87H231V85H230ZM79 89H81L82 88V86L80 87H78ZM124 88H126V90H129V89H131V88H133V87H131V88H127L126 86H124ZM165 88V87H164ZM177 88H179V87H177ZM176 88V89H177ZM179 88V89H180ZM191 88V87H190ZM193 88V87H192ZM198 88V87H197ZM109 89V88H108ZM112 89V90H113ZM156 89V88H155ZM158 89V88H157ZM186 89H187V87H186ZM206 89H207V86H206ZM234 89V88H233ZM254 89V86L252 87V90ZM261 88H259V91H261L260 90ZM76 90V89H75ZM111 90V91H112ZM166 90H168V88L166 89ZM173 90V89H172ZM185 90V89H184ZM237 90V89H236ZM239 90V91H240ZM255 90H256V88H255ZM122 91H124L125 92V90H122ZM148 91H149V89H148ZM148 91H147V93H148ZM156 92L158 91V90H155ZM160 91H161V89H160ZM163 91V90H162ZM179 91H181V95H182V90H179ZM178 91V92H179ZM187 91V90H186ZM204 91H207L208 93H210L211 92V90H204ZM210 91V92H209ZM238 91V90H237ZM244 91V90H243ZM248 91H249V89H248ZM248 91H246L247 93H248ZM263 91V90H262ZM69 92V91H68ZM97 92H99V90L97 91ZM97 92H96V94H97ZM105 92V91H104ZM107 92V91H106ZM234 92H235V90H234ZM256 92V91H255ZM99 93H101V92H99ZM98 93V94H99ZM103 93V92H102ZM153 93V92H152ZM151 93V94H152ZM158 93V92H157ZM167 93H170V91L168 92L167 91ZM167 93H165L164 94V96L166 95V97H167ZM175 93H176V90H175ZM205 93V96H206V94H208V93H206V92H203V94ZM211 93V94H212ZM241 94H244V93H242V91L240 92ZM245 94V95H248V94ZM258 93V92H257ZM262 93V92H261ZM94 94V96L93 97H96L97 96V98H96V100L97 99H100L99 98V95H96L95 96V93H93ZM105 94V93H104ZM113 94V93H112ZM141 95H143L142 93H140ZM196 93H194V95H195ZM201 94V93H200ZM200 94H198V95H200ZM251 94H253L254 95V93H251ZM80 95H81V93H80ZM87 95V94H86ZM160 95V94H159ZM171 95V94H170ZM197 95V94H196ZM245 95H244V97H245ZM67 96V95H66ZM87 96H89V95H87ZM151 96V95H150ZM153 96V95H152ZM155 96V95H154ZM158 96V95H157ZM173 96V95H172ZM189 96V95H188ZM191 96V95H190ZM192 96H193V94H192ZM210 96V95H209ZM213 96V95H212ZM235 96H239V95H235ZM243 96V95H242ZM156 97V96H155ZM155 97H154V99H155ZM180 97V96H179ZM183 97V96H182ZM184 97H186L185 95H184ZM248 97V96H247ZM102 98V97H101ZM149 98V100L148 101H150L151 102V100L150 99H153V97H148ZM172 98H174V97H172ZM177 97H175V99H176ZM240 98V97H239ZM243 98V97H242ZM252 98V97H251ZM257 98V97H256ZM92 99V98H91ZM145 99H147L146 97H145ZM164 99V98H163ZM162 99V101H164V102H167V101H165V100H167V99H165V100H163ZM247 99H250V98H247ZM254 99V102L253 103H256L258 100V102H260V101H262L260 98L259 99H255V98H253ZM86 100V99H85ZM95 99H94V102H90V101H92V100H90L89 102L92 104H96L95 103V101H96ZM214 100V99H213ZM257 100V101H256ZM88 101V100H87ZM172 101L173 102H175V100H171V102H167V103H164L165 105V108L164 107H162V106H160L161 108H159L158 110H157V112L156 111H154L156 114L158 113V115H159V119H161V122H160V120H159V122H160V124L163 122V123H165L166 124V126L168 127V129L170 128L171 130V132H170V134H169V136L172 138V140H173V142L171 143V144H175V147H173V148H169L168 149V151H167V153H166V155H167V157H168V159L166 158V156L164 155V157L166 158V160H168V170H166V171H169L168 173H165V169L166 168H160V166H158L157 167V169H156V171H157V173L158 174H156V176H158V175H160V178H162V179H156V178H158V177H156V178H154L155 179V181H161L160 183H159V181H158V183H156L155 184V186H157L158 188H159V186H161L162 185V188H164V191H165V189H166V191H167V194H170L171 192H173V191H176L175 192V194L176 195H174V193H173V196H175V199H176V197L178 196V198L180 199H182L183 198V200H184V202L183 203H181L180 205H184V204H186L185 205V207L184 208H181V207H179L178 206V208H176V209H181V212H183L182 210H184V211H187V210H189L188 212L190 213V211H192L193 210V212H195V210H196V208L198 207V208H200V209H198L197 211L200 213L201 212V214H200V216L199 215H197L196 214V217L197 218H194V220L195 219H202V218H200L201 217V215H202V213H204L205 215L204 216H206V213H208L209 214V212H207V210L208 211H212V212H216L217 213V215H220V217L219 216H215L216 215V213L214 214V216H212L213 218H215L214 220H215V222H217L218 220V223H215V222H213V225H215L216 226V228L219 230V231H224V228H226L225 229V231L224 232H226V230H228V229H235V232H236V229L238 228V229H240L239 227H241L243 224H245V227H244V225L242 226L243 228H245L246 230H247V227H246V225L248 224L249 225V227L250 226H252V228H250V229H254V227H255V230H252V231H255V233L256 232H258L257 234H258V236H259V233L261 234L263 231H262V229H263V227H264V216H262V215H264L263 214V212H261V211H259V209L258 208H256V209H254V208H249V207H246V209L249 211V214H244L245 216L243 217V216H241V215H243V214H240L239 212H236L235 211V209H237V206H236V208H234V211L236 212V213H229V209L227 210V213H228V215H227V213H226V211L225 210H223V209H221V207L220 208H218V209H214L213 207H212V205H210V207L212 208V209H210L209 210V208H206V210L204 209V207H202V206H199V205H197L198 203H206V204H211V203H215V201H217V200H219L220 198H218L217 197V195L218 194H221V193H224V191L225 190H229V191H231L232 192V194H234V193H236L237 191H239V190H243V188H240V185H238V184H234V185H230V186H225L223 183L224 182H226L225 180L227 179L228 180V178H230V177H228V178H226V179H224V181L223 180H220V181H222V183H219V184H216L215 182V184L214 183H212V184H204V183H201L200 184V175H199V172H198V169H197V165H196V163H192V161H191V159H192V156H193V149H191L192 150V152L190 153V148L192 147V145H193V143H194V140H195V138L192 136V133H188L189 132V129L191 128L190 127V124H189V122H186L185 121V124L183 123V122H180V123H176V124H174L173 122H174V120H173V115H172V111H167V110H169V106L168 105H170L171 103H172ZM242 101H245L244 99L242 100ZM250 101V100H249ZM145 102H146V100H145ZM246 102V101H245ZM136 103V102H135ZM152 103H154V102H152ZM91 104H89L90 106H92ZM138 104V103H137ZM257 104V103H256ZM262 104H263V101H262ZM261 104V105H262ZM88 105V104H87ZM88 105V106H89ZM142 105V104H141ZM114 106V105H113ZM132 106H134V105H132ZM143 106V105H142ZM247 106H248V104H247ZM131 107V106H130ZM130 107H129V109H130ZM262 108V107H261ZM62 109V108H61ZM134 109V108H133ZM235 109V108H234ZM131 111V110H130ZM134 111H136V110H134ZM235 111V110H234ZM233 111V112H234ZM122 112V111H121ZM136 112H138V111H136ZM133 113V112H132ZM143 113V112H142ZM155 113H153L154 115H156ZM152 114V115H153ZM236 114V113H235ZM144 115V114H143ZM152 115H150V118H152L153 116ZM162 117H161V116ZM237 115V114H236ZM235 115V116H236ZM258 115H260L259 113H258ZM243 116H245V114L243 113ZM140 118V117H139ZM142 118V117H141ZM239 118V117H238ZM252 118V117H251ZM153 119V118H152ZM259 119V118H258ZM155 120V119H154ZM154 120H153V122H152V125H153V123L156 125L157 123H155L154 122ZM179 121V120H178ZM251 121H253V120H251ZM255 122V121H254ZM138 123V122H137ZM140 123V122H139ZM151 123V122H150ZM162 123V124H163ZM256 123V122H255ZM175 125V126H174ZM256 125V124H255ZM172 126H174V128H171ZM153 127H155V126H153ZM253 127H254V125L253 124H251L250 122H245V120H237V119H232V126L230 127L232 130H231V136L232 137H229V138H234V140H228V143H225V145L227 146V148H228V154H226V155H231V156H233L234 157V163L236 164V166H237V169H240V170H242V168H245L246 166L247 167H249V170H248V172H249V177H248V179L247 178H245V179H247L246 180V187H250V185H253V187H256V188H258L257 186H258V184L260 183V182H262L263 180H264V148L262 147L263 146V141L264 140H262L261 141V143L262 144H259L258 143V145L260 146V148H255V150H253L254 148L252 147V150L253 151H251V150H249V151H251L250 153L248 152V154L249 155H247V156H245V155H239V153L237 154V151H236V149H235V146L237 145V146H246V145H248V143H249V140H251V139H253V135L250 133V131H251V129H253ZM258 128V127H257ZM257 128H254V131L256 132V130H257ZM256 129V130H255ZM264 130V129H263ZM158 131V130H157ZM261 131V130H260ZM259 132V131H258ZM257 132V133H258ZM264 132V131H263ZM259 134V133H258ZM16 141H17V144H16V146H17V148L19 149V151L17 152L18 154H15L14 156L17 158V160L16 159H13V161L14 160H16V161H18L19 159H22V158H24V160H26L27 158H26V156L24 155V153L25 152H27L28 150H26V147L25 146H28L27 144H26V139H23V141H22V144H21V142L18 140V138L16 137V135H15V138H14ZM165 141V140H164ZM174 141H175V143H174ZM230 141V142H229ZM251 143V142H250ZM249 143V144H250ZM252 143H253V141H252ZM170 144V143H169ZM21 145H23L25 148H23ZM224 145V146H225ZM254 146V145H253ZM152 147V146H151ZM156 147L157 148H159L158 146H157V144H156ZM155 147V148H156ZM160 147H162V146H160ZM262 147V148H261ZM156 148V149H157ZM189 148V149H188ZM158 152V154L159 153H163V150H161V149H157V151H156V153ZM28 154V153H27ZM243 154H245V153H243ZM12 155V154H11ZM152 155H153V153H152ZM222 155V154H221ZM225 155V156H226ZM29 156V155H28ZM156 156V155H155ZM13 158V157H12ZM35 158V157H34ZM226 159H227V157H226ZM154 160V159H153ZM158 160H159V158H158ZM165 160V161H166ZM170 160V161H169ZM8 161V160H7ZM12 161V162H13ZM16 161H14V162H16ZM142 161V160H141ZM163 162H164V159L162 160ZM156 162V161H155ZM158 162V161H157ZM156 162V163H157ZM16 163H18V162H16ZM37 162H35V164H36ZM140 163V162H139ZM15 166H17V164H15ZM105 166L106 167H108V168H106V167H104V168H106V169H108V171H109V169H110V171L108 172H105V169L103 168L102 170H101V168H100V170L98 171V172H95V171H93V172H85V173H83V172H81V174L83 175L82 176V182H80V183H78V184H75L74 186H70L69 188L68 187H66V188H64V189H58L57 188V190H53V191H49L48 192V190L46 191V187H43V186H40V183H38L37 181H36V179L35 178H31L32 176H30V175H23L25 178H26V181L24 180V182L22 181V179L24 178H21L22 177V172H17V170L14 172V171H12V170H8L7 169V171L5 170V176H2V175H0V187H1V189H2V187H3V191H4V193H3V195L0 197L2 200L0 201V212H1V214H0V264H134L133 263V260L131 259L132 258V256H134V258L135 259H138L139 257H140V259H143L142 261H140V259H138V261L139 262H141V264H146V262L144 261L145 260V255L146 254H149L150 252H151V250L149 251V248H148V245H149V243H150V245H149V247H151V243L152 242H148L149 241V239L150 238H152L153 236H150V234H149V231H151L153 228H156V227H159V230L160 229H162V230H160V231H156V232H154L153 230V232L152 233H154L153 235L155 236V233H157V232H160V233H162V232H164V231H166L167 229H170V228H167L166 229V225H165V230H163V228H161L162 226H163V224H166V222H165V220L167 219V223L169 222L170 223V227L172 226V224L174 223V221H176V220H174V219H177V220H179V219H182V218H175L176 217V215L173 217V216H168L169 218H166L165 220H163L164 221V223L162 224V223H160V222H157L156 221V218L158 219V217L160 218H162V216H165L166 214H167V212H168V215L169 214H172L173 212H171L170 213V210H174L175 208H173L172 206L171 207H169V208H160V210H158V211H156L155 209H153L151 212H149L148 213V216H146L144 213H145V210H147V209H141V210H138L139 208H137L136 210V212H135V214H133V212H130V210L128 209V210H124L123 208H120V200H121V198L119 199L118 198V196H115V197H110L109 196V192H108V189L107 188H105L104 186L105 185H107V184H112V179H111V177L110 176H112V175H119L118 177H125L126 176V174L125 175H123V173L124 172H126V171H128L131 167H129V169H128V167H127V169L125 168V169H123V170H120L119 168H116V167H111L110 168V166H108V165H106L105 164ZM138 167L140 166V165H137ZM163 166V165H162ZM161 166V167H162ZM13 167V166H12ZM20 167V166H19ZM28 167H29V165H28ZM135 167V166H134ZM134 167H132L131 169H134ZM137 167V168H138ZM145 167V166H144ZM143 166H141V168L140 169H143L144 168ZM94 168H96V167H94ZM115 169L116 171H112L113 169ZM11 169H13V168H11ZM19 169V168H18ZM89 169H91V167H89L88 168V170ZM112 169V170H111ZM130 169V170H131ZM136 169V168H135ZM21 170H23V168L21 167ZM20 170V171H21ZM69 170V169H68ZM96 170V169H95ZM103 170H104V172H103ZM129 170V171H130ZM139 170V169H138ZM232 170V169H231ZM230 170V171H231ZM24 171H26V170H24ZM23 171V172H24ZM149 171V170H148ZM121 172H122V175H121ZM135 172V173H134ZM26 173H27V171H26ZM29 173V172H28ZM99 173H100V177L98 178V176H99ZM101 173H105V176L103 177V176H101V175H103V174H101ZM107 173V174H106ZM134 173V174H133ZM133 173L131 174V175H129V176H131V177H138V175L140 174V173H137L136 171H133ZM80 173L78 172V175H79ZM138 174V175H137ZM150 174V173H149ZM133 175V176H132ZM103 177V178H102ZM115 177H117V176H115ZM128 177V176H127ZM98 178V179H97ZM200 179V180H199ZM67 180V179H66ZM95 180H99V184L98 183H96L95 182ZM102 180V181H101ZM103 180H105V181H103ZM123 181H125V180H127V179H122ZM136 180V179H135ZM154 181V182H155ZM165 181V182H164ZM219 181V182H220ZM67 182V181H66ZM153 182V183H154ZM163 182H164V184H167V185H165V187L163 186ZM216 182H218V181H216ZM119 183H120V181H119ZM121 183L123 184V182L121 181ZM120 183V184H121ZM169 183H171V185H169ZM240 183V182H239ZM258 183V184H257ZM128 184V183H127ZM126 184V185H127ZM256 184H257V186H256ZM119 185V184H118ZM118 185H115L114 184V188H118L119 186ZM146 185L147 186H145L144 185V187L143 186H139V184H138V187H139V189L141 190V189H147V187L149 188L150 186L146 183ZM151 185V184H150ZM255 185V186H254ZM60 186V185H59ZM128 186V185H127ZM153 187L151 188V189H153V188H157V187H155L154 186V184L152 185ZM110 187H112V185H110ZM246 187H244V190H246L247 191V189H246ZM9 188V189H8ZM44 188H46V189H44ZM63 188V187H62ZM123 188V187H122ZM122 188H118V189H122ZM260 188V187H259ZM150 189V190H151ZM253 189V188H252ZM255 189V188H254ZM261 189V188H260ZM126 190V189H125ZM149 189H147V193L146 194H144V193H142L141 195H142V197L143 196H147V197H145V199H147L149 196V194H151L150 192L152 191H150ZM146 191V190H145ZM150 191V192H149ZM157 191V190H156ZM256 191V190H255ZM257 191H259L258 189H257ZM43 192V193H42ZM48 193V194H46V193ZM158 192V191H157ZM163 192V191H162ZM239 192H241V191H239ZM249 192V191H248ZM252 192V191H251ZM45 193V194H44ZM152 193H153V191H152ZM165 193V192H164ZM238 193V192H237ZM244 193V192H243ZM260 193V192H259ZM258 193V194H259ZM148 194V195H147ZM163 194V193H162ZM226 194V193H225ZM246 194H248V193H246ZM257 194V195H258ZM262 194H263V192H262ZM46 195V196H45ZM48 195V196H47ZM141 195H138V197L139 196H141ZM154 195V194H153ZM164 195V194H163ZM170 195H172V194H170ZM229 194H227V196H228ZM236 195V194H235ZM150 196H152V195H150ZM159 196V195H158ZM172 196V197H173ZM219 196V195H218ZM225 196L226 195H224V199L223 200H225ZM230 196H232V195H230ZM128 197V196H127ZM132 197V196H131ZM131 197H128L129 198V200L130 199H132ZM157 197V196H156ZM220 197V196H219ZM256 197V196H255ZM258 197V196H257ZM123 198V197H122ZM125 198H126V196H125ZM144 198V197H143ZM143 198H141V199H139L138 200V202L140 201H143V202H145V200L143 199ZM159 198V197H158ZM158 198L156 199V200H158ZM170 198V197H169ZM232 198V197H231ZM233 198H236V197H233ZM127 199V198H126ZM125 199V200H126ZM152 199L153 198H148L147 199V201L146 202H148V203H150V201H152ZM174 198H172V200H175ZM230 199V198H229ZM238 199V198H237ZM239 199H241L240 198V196H239ZM137 200V198H135V201ZM148 200H150V201H148ZM172 200H171V202H172ZM243 200V199H242ZM241 200V201H242ZM50 201V205H48L47 204V202H49ZM61 201V202H60ZM64 202V206H62L63 208V210H61V207H59V209L61 210V211H58V209H57V207H58V205H59V203H63ZM66 201V202H65ZM131 201L132 200H130V201H128L127 202V204H130L131 203ZM134 201V203H136ZM154 202L152 203V204H154L155 203V200H153ZM176 201V200H175ZM174 201V202H175ZM228 201V200H227ZM250 201H252V200H250ZM259 201H261V203H262V200H259ZM258 201V202H259ZM118 202V203H117ZM178 202V201H177ZM253 202V201H252ZM134 203H132L133 204V207H134ZM219 203H222L221 201L219 202ZM219 203H216V204H219ZM242 202H240L239 204H238V201H237V204H238V207L239 206H241L240 204H241ZM260 203V202H259ZM43 204H47L46 206H43ZM139 204V203H138ZM169 204H170V202H169ZM192 205V207H195V205H196V207L195 208H190V206H188V207H186L187 205ZM251 204V203H250ZM253 204V203H252ZM61 205H63V204H61ZM61 205H59V206H61ZM142 205V204H141ZM145 205V204H144ZM149 205V204H148ZM150 205H151V203H150ZM174 205H175V203H174ZM233 205V207H234V204H232ZM231 205V206H232ZM242 205H243V203H242ZM40 206H42L43 208H45V210L43 209V210H41V208L39 209V207ZM217 206V205H216ZM246 206V205H245ZM147 207V206H146ZM150 208V207H149ZM201 208H203V210L202 211H200L201 210ZM244 209H245V207H243ZM260 208V207H259ZM263 208H264V206H263ZM262 208V209H263ZM134 209V208H133ZM192 209V210H191ZM246 209L245 210H243V211H246ZM124 210V211H123ZM205 210V211H204ZM214 210H217V211H220L219 213L217 212V211H214ZM241 209H239V211H240ZM264 210V209H263ZM178 210H176V212H177ZM197 211H196V213H197ZM153 212V213H152ZM180 211H179V213H181ZM226 214H225V213ZM233 212V211H232ZM185 213V212H184ZM242 213V212H241ZM165 214V215H164ZM174 214V213H173ZM172 214V215H173ZM182 214V213H181ZM191 214H192V212H191ZM207 214V215H208ZM229 214L231 215L230 216V218H229ZM237 214H240V215H237ZM152 215V217H150ZM224 215V216H223ZM234 215V216H233ZM247 215H249V216H247ZM146 216V217H145ZM179 216V215H178ZM177 216V217H178ZM189 216H191L192 217V215H189ZM199 216V217H198ZM203 216V217H204ZM225 216H227V217H225ZM232 216H233V218H232ZM237 216H238V218H237ZM241 218H240V217ZM147 218V220L143 223V225L144 226H142V232H141V236L139 237V238H141V241H140V244L138 245L137 244V239L136 238H138V237H135V234H136V232H137V225L139 224V222H140V219H142V218ZM193 217H195V214H194V216ZM212 217H211V221H212ZM218 217V218H217ZM250 218V219H248V220H250L251 221V219H253V221H254V219H255V225H254V222L252 221V222H250V223H248V222H246V221H248L247 220V218ZM255 217V218H254ZM185 218V217H184ZM216 218L218 219V220H216ZM221 218V219H220ZM240 218V220L241 219H245L244 221L242 220L241 221V223H239V225L240 224H242L243 222V224L241 225V226H239L238 224H236L237 225V228L235 227V228H233V226L235 225V223H238L239 222V219ZM169 219H173V223L171 224V220L169 221ZM186 219V218H185ZM193 219V218H192ZM192 219H190V221L192 220ZM203 219H205V220H201L199 223H197V222H195L196 224H198L199 226L198 227H200L201 225L202 226H205V225H203L204 223L203 222H205L206 223V221L209 219V216L208 217H204ZM207 219V220H206ZM228 219V220H227ZM183 220V219H182ZM213 220V221H214ZM222 220V221H221ZM224 220H226L225 222H224ZM237 222H236V221ZM163 221H161V222H163ZM188 221V220H187ZM197 221V220H196ZM210 221V220H209ZM209 221H207V223H206V225H208V222ZM229 221V222H228ZM234 221V223H232ZM191 222H193V220L191 221ZM228 223V224H225V223ZM168 223V224H169ZM181 223V222H180ZM225 224L226 225V227H225V225H223V224ZM252 223V224H251ZM182 224V223H181ZM187 223H185V225H186ZM194 224V223H193ZM211 224V223H210ZM209 224V225H210ZM222 224V225H221ZM234 224V225H233ZM251 224V225H250ZM173 225H176V222L173 224ZM178 225V224H177ZM180 225V224H179ZM184 225V224H183ZM212 225V224H211ZM220 225V226H219ZM227 225H229V226H227ZM230 225H231V227H230ZM235 225V226H236ZM201 226V227H202ZM217 226H219V227H217ZM167 227H169L168 225H167ZM179 227V226H178ZM177 227V228H178ZM183 226H181V228H182ZM196 227V226H195ZM194 227V230L196 231V228ZM212 227V226H211ZM214 227V226H213ZM212 227V228H213ZM223 227V229L221 230L220 228H222ZM229 227V228H228ZM144 228V229H143ZM172 228L173 229H170V230H172V231H174V233H175V231H177V230H174L175 228H174V226H172ZM184 228V227H183ZM182 228V229H183ZM203 228V227H202ZM209 227H207V228H205V230L207 229V230H209L208 229ZM212 228H211V231H212ZM215 228V227H214ZM228 228V229H227ZM139 229V228H138ZM157 229V228H156ZM198 229H200V228H198ZM204 229V228H203ZM249 229V228H248ZM249 229V230H250ZM179 230V229H178ZM186 230H188V228L187 229H183L181 232L183 233V231H185L184 233L185 234H187V232H186ZM200 230H202V229H200ZM200 230L197 232V233H199L200 232ZM206 230V231H207ZM214 230V229H213ZM210 231V230H209ZM208 231V232H209ZM230 230H228L227 232H229ZM244 231V230H243ZM262 231V232H261ZM170 231L168 230V233H169ZM180 232V231H179ZM205 232V231H204ZM232 232V231H231ZM231 232H229V234L231 233ZM240 232V231H239ZM246 232H249V231H246ZM165 233H166V235L168 234L167 232H164V234H163V236L165 235ZM173 233V234H174ZM178 233V232H177ZM182 233H178V236L179 237H181L180 235H183ZM196 233V235L194 234V236H193V234H191L190 236H189V238H191V237H194V238H196L197 240H195V241H192L193 243H195V242H197V247H196V245H194L196 248H194V249H199V250H201V251H206V249L204 248L205 246H203L202 245V243H203V241L200 243L199 241H198V238H197V234ZM211 233V232H210ZM209 233V234H210ZM216 233H217V231H216ZM233 233V232H232ZM242 233V232H241ZM252 232H250V234H251ZM254 233V232H253ZM254 233V234H255ZM161 234V235H162ZM218 234V233H217ZM224 234V233H223ZM159 234H157L156 236H158ZM175 236L177 235V234H174ZM200 235V234H199ZM199 235H198V237H199ZM203 236H204V234H202ZM206 235V234H205ZM214 235V237H213V239H215L216 240V238H218L219 236L217 235V237H215L216 235H215V230H214V233L212 234V235H209V236H213ZM219 235H220V233H219ZM225 235V234H224ZM231 235V234H230ZM229 235V236H230ZM233 235V234H232ZM237 235V234H236ZM262 235V234H261ZM150 236V237H149ZM155 236V237H156ZM171 236V235H170ZM184 236V235H183ZM187 235H185V238H188V237H186ZM202 236V237H203ZM207 236H208V233H207ZM221 236V235H220ZM257 236V235H256ZM263 237H264V232H263V235H262ZM155 237H153V238H155ZM165 237V236H164ZM260 237V236H259ZM159 238H163L162 236L160 237V235L158 236V238H156L155 240H159ZM188 238V239H189ZM200 238V237H199ZM208 238H211V237H208ZM261 238V237H260ZM164 239H167V237L166 238H164ZM170 239V240H169ZM169 239H167L169 242L171 241V243L173 242V240L175 241V239H173V240H171V238H169ZM201 239V238H200ZM199 239V240H200ZM153 240V239H152ZM176 240H178V239H176ZM184 240V239H183ZM202 240V239H201ZM162 241H164V240H162ZM180 241H181V239H180ZM185 242H186V240H184ZM190 241V240H189ZM264 241V240H263ZM262 241V242H263ZM157 241H155L154 243H156ZM161 242V241H160ZM185 242H183L184 244H185ZM188 242V241H187ZM192 242H190L191 244H192ZM207 242H208V246H210L211 245V243L210 242H213V240L212 239H209V240H207ZM161 243H163V242H161ZM179 243H181V242H179ZM183 243H181V245H182V247H181V249H184V251H186L185 249H188L186 252L188 253V255H190V254H192V253H190L189 252V250H191L192 249V247H193V245H191L190 244V246H189V243H186V245H184ZM200 245H202L203 247L200 249V246H199V244ZM169 244V243H168ZM177 246L176 247H178V249L180 248V244L178 245L177 244V242L175 243ZM154 245V244H153ZM165 245V244H164ZM167 245V244H166ZM172 245V244H171ZM214 245V244H213ZM155 246V245H154ZM157 246H160V244L159 245H156L155 247H156V249H157ZM185 246H186V248H185ZM190 247V248H188V247ZM192 246V247H191ZM153 247V246H152ZM154 247V248H155ZM163 247V246H162ZM169 247H171V246H168V248ZM173 247H174V245H173ZM168 248H166L165 250H167ZM175 248V247H174ZM212 248V247H211ZM152 249V248H151ZM156 249H155V251H156ZM159 249H161V246H160V248ZM163 249V248H162ZM161 249V250H162ZM178 249H171V250H173L172 251V253H176V254H179L180 253V256H181V254H183V257H184V259L187 257H189L188 255H187V253L186 252H184V251H179ZM194 249H192L193 251H194ZM170 250V249H169ZM168 250V251H169ZM208 251H206V252H208V254L210 255V256H213V257H215L214 255H217V256H220V252H218V250H215V249H207ZM153 251V250H152ZM158 251V250H157ZM162 251H164V249L162 250ZM162 251H160L161 253H162ZM167 251V252H168ZM198 251V250H197ZM202 252V253H200V254H203V255H205V252ZM165 252V251H164ZM163 252V253H164ZM152 253V252H151ZM159 253V252H158ZM161 253H159V254H161ZM171 253V256H174V254H172ZM198 253V252H197ZM196 253V254H197ZM120 254L122 255H127V257H125V259L123 258V260L121 259H119V256H120ZM154 254H155V252H154ZM165 254H166V252H165ZM158 255V254H157ZM156 255V256H157ZM169 255H170V252H169ZM187 255V256H186ZM153 256V255H152ZM163 256H165V255H163ZM175 256H177V255H175ZM179 256V257H180ZM192 256H193V254H192ZM192 256H191V258H192ZM138 257V258H137ZM154 257V256H153ZM160 257V256H159ZM166 257V256H165ZM170 257V256H169ZM169 257H166V259L168 260V258ZM194 257L196 258V256H195V251H194ZM193 257V259H195ZM199 257V256H198ZM133 258V259H134ZM154 258H156V257H154ZM158 258V257H157ZM177 258V257H176ZM186 258V259H187ZM190 257H189V259H191ZM205 258V257H204ZM211 258V257H210ZM170 259V258H169ZM173 258L171 257V259L170 260H172ZM175 259V258H174ZM199 259V258H198ZM132 260V261H131ZM158 260V259H157ZM160 260H161V258L159 259V263L158 264H160ZM176 260V259H175ZM201 260V259H200ZM207 260V259H206ZM239 260V259H238ZM127 261V262H126ZM155 261H156V259H155ZM169 261V260H168ZM177 261H178V258H177ZM183 261V260H182ZM189 261H192V259L191 260H188V261H186L188 264H191ZM194 261V260H193ZM165 262V263H164ZM171 262V261H170ZM170 262H168V263H170ZM196 262V261H195ZM206 262V261H205ZM234 262V261H233ZM162 263H164V264H167L166 263V260L165 261H163ZM186 263V264H187ZM198 263V262H197ZM203 263V262H202ZM135 264H138V263H136V261H135ZM156 264H157V262H156ZM171 264V263H170ZM172 264H174V263H172ZM180 264V263H179ZM200 264V263H199ZM239 264H264V253L258 258V259H255L254 260V262H251V261H241V263H239Z\"/></svg>", "mask_w": 264, "mask_h": 264}]
</instances>
